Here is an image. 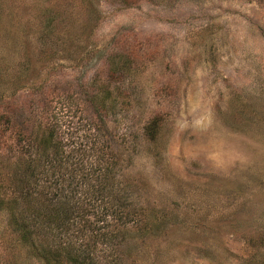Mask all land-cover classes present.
<instances>
[{"label": "rangeland", "instance_id": "rangeland-1", "mask_svg": "<svg viewBox=\"0 0 264 264\" xmlns=\"http://www.w3.org/2000/svg\"><path fill=\"white\" fill-rule=\"evenodd\" d=\"M51 120L121 184L98 264H264V0H0V264H45L7 202Z\"/></svg>", "mask_w": 264, "mask_h": 264}, {"label": "trees", "instance_id": "trees-1", "mask_svg": "<svg viewBox=\"0 0 264 264\" xmlns=\"http://www.w3.org/2000/svg\"><path fill=\"white\" fill-rule=\"evenodd\" d=\"M60 126L51 120L42 130L45 134L39 140L31 138L20 152L16 165L23 167L24 177L17 197L7 202L9 223L20 244L28 247V252L35 251L45 264H98L89 246L96 247L98 241L112 234L104 232L106 226H102L107 216L128 218L129 213L123 210L126 203L119 200L123 191L118 190L121 184L112 173L115 170L100 166L103 154L96 163L85 158L84 146L69 149L70 143L61 138L53 140ZM152 127L147 126L151 137L156 133ZM76 151L79 155L73 154ZM85 205L94 208L93 217L100 223L92 226ZM85 232H89V242L83 243Z\"/></svg>", "mask_w": 264, "mask_h": 264}]
</instances>
